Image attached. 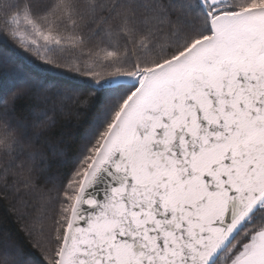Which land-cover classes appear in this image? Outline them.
<instances>
[{
    "label": "snow or ice",
    "instance_id": "1",
    "mask_svg": "<svg viewBox=\"0 0 264 264\" xmlns=\"http://www.w3.org/2000/svg\"><path fill=\"white\" fill-rule=\"evenodd\" d=\"M0 199V264H264V0H0Z\"/></svg>",
    "mask_w": 264,
    "mask_h": 264
},
{
    "label": "trees",
    "instance_id": "2",
    "mask_svg": "<svg viewBox=\"0 0 264 264\" xmlns=\"http://www.w3.org/2000/svg\"><path fill=\"white\" fill-rule=\"evenodd\" d=\"M56 119L58 120L57 128L62 131L65 142L71 144L75 128L78 124V117L75 114V111L69 105L68 111L64 115H57ZM3 228H8L15 232L18 225L8 211L7 203L3 201V199H0V229Z\"/></svg>",
    "mask_w": 264,
    "mask_h": 264
}]
</instances>
